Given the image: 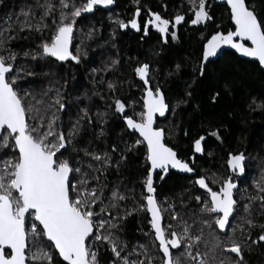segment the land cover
Masks as SVG:
<instances>
[{
	"label": "snow or ice",
	"instance_id": "1",
	"mask_svg": "<svg viewBox=\"0 0 264 264\" xmlns=\"http://www.w3.org/2000/svg\"><path fill=\"white\" fill-rule=\"evenodd\" d=\"M133 2L136 7L132 18L113 23L120 30L142 31L141 39L148 36L151 27L163 44H168L169 39L178 41L177 26L182 22L206 25L213 19L208 0H188L189 11L194 14L190 21H185L183 14L170 20L149 10L141 25L140 0ZM113 3L114 0H84L77 5L73 0H33L16 14L15 21L9 16L7 28L0 27V264H245L243 251L264 243V223H257L253 215L257 207L258 214H264V170L253 181L255 191L246 197L243 214L235 198L238 185L234 179L246 171L242 152L227 154L226 174L204 173L191 181L202 190V195L194 197L198 211L208 217H198L200 226L195 230L196 221L188 223L174 204L165 208L157 199V177L163 182L173 170L194 174L195 169L191 157L181 159L168 143L171 128L166 134V129L157 123L158 117L167 119L170 110L175 113V107L170 108L162 86L152 83L149 63L134 69L143 84L139 111L134 102L116 98L117 85L108 82L113 98L106 110L91 113V104L80 108L76 120L69 121L67 131L60 117L67 105L59 89L52 96L43 93L41 99L21 89L23 74L34 73L18 65L20 54L9 47L16 38L14 29L41 37L37 50L25 51L24 57L79 64L80 46H76L75 54L72 51L77 18ZM226 4L234 27L226 32L215 31L205 39L198 65L193 68L200 77L205 76L211 58L225 46L252 58L264 69V19L257 6H250L248 0H226ZM179 68L177 65L176 70ZM217 96L214 94L212 100ZM251 103L256 109L264 108V102L255 98ZM128 109H132V115H127ZM109 113L121 118L126 133L136 137L134 141L124 142L122 150L118 144L99 152L78 149L75 138L85 123L97 128L96 139L106 136L104 126ZM210 135L222 142L218 129ZM205 139L199 136L193 141V154H204ZM140 147L144 149L143 192L141 202L128 207L130 197L126 191L119 185L109 186L101 177L110 168L119 172L127 153ZM141 212L148 217L149 231L140 230L147 242L129 245L122 238L124 224L128 217ZM205 227L218 229L223 238L215 231L206 237ZM255 228L260 232L252 239Z\"/></svg>",
	"mask_w": 264,
	"mask_h": 264
},
{
	"label": "trees",
	"instance_id": "2",
	"mask_svg": "<svg viewBox=\"0 0 264 264\" xmlns=\"http://www.w3.org/2000/svg\"><path fill=\"white\" fill-rule=\"evenodd\" d=\"M77 5L84 0H73ZM250 6H257L260 18L264 19V0H248ZM33 0H0V26L9 25V16L15 21L16 14L22 8L32 4ZM142 17H148L149 10L161 14L162 17L172 19L176 14H183L189 10L188 0H140ZM212 17L222 27L216 31L226 32L231 21L225 7L213 5ZM136 5L133 0H116V7L111 11L97 10L94 15L81 20L77 18L76 33L72 51L77 52L81 64H59L53 59L32 60L31 56L24 57L23 53L37 50L40 35L34 32H16V38L9 42V47L20 54L18 65L26 71L34 73L24 75L19 82L22 90H28L36 99H41L47 92L49 96L59 89L67 105L61 120L65 131L69 121H75L80 108L91 104V113L104 112L113 94L107 89L108 82L117 85L115 97L122 101L135 103V110L139 111V102L143 84L135 76L134 69L142 63H149L153 69L152 83H159L175 113L169 111L165 121L158 124L167 130L171 128L168 143L178 152L181 159L194 157L195 176H181L171 172L163 181L156 179L157 199L166 208L167 204L175 205L177 212L183 215L188 223L193 224L195 230L199 227L200 218H208L199 213L198 204L194 197L202 195L201 191L191 181L204 173L215 172L224 175L227 172L226 158L229 152L244 153L245 178L237 193L240 199V213L243 214V204L246 197L253 193V181L258 179L264 170V108L256 109L251 103L264 102V72L257 63L242 60L234 53L228 52L215 62L207 65L206 74L200 77L193 72L198 65L205 39L211 35L217 24L206 29L189 28L182 22L177 26L178 41L164 46L161 40H141L136 35L123 34L116 24V19L127 21L132 18ZM218 17L220 18L218 20ZM21 19H23L21 17ZM91 31V36L88 33ZM215 32V31H214ZM113 61H116L113 64ZM179 65V71L176 66ZM95 70V71H94ZM191 93V95H186ZM218 93L217 99L212 96ZM184 101L183 103H178ZM132 115V109L127 110ZM95 123V116H93ZM104 126L106 136L96 139L97 128L83 125L81 134L75 139L78 149L87 148L88 151L110 150L113 144H118L122 150L124 142L131 144L136 138L125 131L119 116L109 113ZM219 130L222 142L217 141L210 133ZM187 132V135H185ZM199 136H205L202 142L204 154H193L192 143ZM144 149L140 147L127 153V160L121 165L120 171L110 168L102 180L111 185H119L130 197L127 206L141 202L143 192L142 179L144 172ZM81 156L83 153L80 154ZM116 157H114L115 159ZM203 170V172L201 171ZM258 207L253 212L257 223H264V214H258ZM146 213L134 214L128 217L124 224L122 238L129 245L146 243L147 238L140 231H149ZM168 213H165V222ZM236 222H238V217ZM173 226L176 222L172 221ZM211 231L223 236L217 229L204 228L206 237ZM259 228L251 231L252 239L259 234ZM239 236V232H237ZM203 251V248H201ZM245 264H264V243L251 245L243 251Z\"/></svg>",
	"mask_w": 264,
	"mask_h": 264
},
{
	"label": "flooded vegetation",
	"instance_id": "3",
	"mask_svg": "<svg viewBox=\"0 0 264 264\" xmlns=\"http://www.w3.org/2000/svg\"><path fill=\"white\" fill-rule=\"evenodd\" d=\"M217 1L218 0H208V3L211 5V8H210V14L212 15V13H213V8H214V6L213 5H217V6H220V7H225L227 10H228V8H227V5H222V4H218L217 3ZM228 12H229V10H228ZM230 15V14H229ZM148 18V17H147ZM147 18L145 17H142V12H141V14H140V16L138 17V22L139 23H141V25L144 23V21L145 20H147ZM192 18H194V14L191 12V11H187L186 12V14H185V21H190ZM78 19H79V17H78ZM220 18L218 17V20H219ZM80 20V19H79ZM185 23H187V22H185ZM216 23V18H215V16L213 17V19H212V21H209V22H207V24L206 25H191L190 23H187V26L189 27V28H201L202 30H204V29H206L207 27H209L210 25L212 26V24H215ZM217 24V23H216ZM215 24V25H216ZM217 26H220L219 25V23L217 24ZM229 27L228 28H226L227 30H229V29H232L234 26L233 25H231V28H230V24L228 25ZM222 27H217L214 31H216V30H219V29H221ZM213 31V32H214ZM121 32L123 33V34H129L130 36H132V35H136V36H138V38L140 39V41L141 40H150V39H153V41H157V40H161V37H160V35H159V33H157L154 29H151V27H150V30H149V34H148V36H146V37H144L143 39H141V37L143 36V32L141 31L140 33H137V32H135V31H133V30H131V29H125V30H121ZM212 32V33H213ZM75 33H76V26H75V32H74V38H75ZM212 33H210V34H212ZM74 38H73V40H74ZM162 43V42H161ZM163 44V43H162ZM164 46H166L167 44H163ZM72 47H73V45H72ZM226 53H228V52H226ZM225 53V54H226ZM233 53V52H232ZM236 55V54H235ZM237 56V55H236ZM238 57V56H237ZM54 60V59H53ZM59 64H66V63H72V64H75V63H73V62H68V61H66V62H58ZM81 64V62L79 63V64H75L76 66H78V65H80ZM246 172V171H245ZM244 178H245V173L243 174V175H240V176H237V177H234V179H235V181L237 182V185H238V189H237V193H238V191L240 190V188H241V182L244 180ZM201 191V190H200ZM201 193H202V191H201ZM238 195L236 194V196H235V198L238 200V197H237ZM238 201H240V199L238 200ZM230 227H231V225H230ZM218 230V229H217ZM218 232H219V230H218ZM222 235V234H221ZM223 236V235H222ZM233 256H234V254H232Z\"/></svg>",
	"mask_w": 264,
	"mask_h": 264
},
{
	"label": "water",
	"instance_id": "4",
	"mask_svg": "<svg viewBox=\"0 0 264 264\" xmlns=\"http://www.w3.org/2000/svg\"><path fill=\"white\" fill-rule=\"evenodd\" d=\"M217 3L218 4H222V5H227L226 4V0H218L217 1ZM116 7V0H114V3L112 4V5H110L109 7H107V8H100V7H98L97 9H95L94 10V12H92V13H85V14H82V16L81 17H79V19H83V18H85V17H89V16H92V15H94L95 14V12L97 11V10H103V11H111L112 9H114ZM226 52H233L234 54H236L235 52H234V50H231V49H229V48H227L226 46L224 47V49L220 52V53H218V55L216 56V57H213V58H211V60H212V62H215V61H217L219 58H221ZM240 59H242V60H246V61H249V62H253L252 61V58H245V57H242V56H240L239 54H236ZM253 63H257L258 64V62H253ZM209 64V63H208ZM207 64V65H208ZM260 67V66H259ZM263 72H264V69H262V68H260ZM65 113V111L64 112H62V116H63V114ZM167 115V117H168V115H169V112L166 114ZM166 119H164V118H157V123H158V121H165ZM192 160L194 161V157H192ZM193 165H194V162H193ZM192 166V165H191ZM172 172H174V173H176V174H179V175H181V176H188V177H193V176H195V172H194V174H187V173H181V172H177V171H175V170H173ZM202 191V190H201Z\"/></svg>",
	"mask_w": 264,
	"mask_h": 264
},
{
	"label": "rangeland",
	"instance_id": "5",
	"mask_svg": "<svg viewBox=\"0 0 264 264\" xmlns=\"http://www.w3.org/2000/svg\"><path fill=\"white\" fill-rule=\"evenodd\" d=\"M0 27L5 28V26H0Z\"/></svg>",
	"mask_w": 264,
	"mask_h": 264
},
{
	"label": "bare ground",
	"instance_id": "6",
	"mask_svg": "<svg viewBox=\"0 0 264 264\" xmlns=\"http://www.w3.org/2000/svg\"><path fill=\"white\" fill-rule=\"evenodd\" d=\"M108 12V11H107ZM81 20V19H80ZM192 165H193V163H192ZM196 175V174H195Z\"/></svg>",
	"mask_w": 264,
	"mask_h": 264
}]
</instances>
